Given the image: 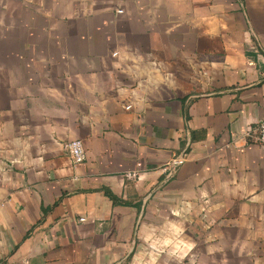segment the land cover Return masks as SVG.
Wrapping results in <instances>:
<instances>
[{"label":"crops","instance_id":"obj_1","mask_svg":"<svg viewBox=\"0 0 264 264\" xmlns=\"http://www.w3.org/2000/svg\"><path fill=\"white\" fill-rule=\"evenodd\" d=\"M263 60L264 0H0V264H264Z\"/></svg>","mask_w":264,"mask_h":264},{"label":"built area","instance_id":"obj_2","mask_svg":"<svg viewBox=\"0 0 264 264\" xmlns=\"http://www.w3.org/2000/svg\"><path fill=\"white\" fill-rule=\"evenodd\" d=\"M245 135L247 138L251 139L254 143L264 149V118L261 119L254 128H248ZM65 148L74 164H81L85 161L86 155L81 141H70L66 144ZM184 160L185 159L183 157H176L172 159L165 167H163L162 172L168 177L172 176L175 169L180 166Z\"/></svg>","mask_w":264,"mask_h":264},{"label":"trees","instance_id":"obj_3","mask_svg":"<svg viewBox=\"0 0 264 264\" xmlns=\"http://www.w3.org/2000/svg\"><path fill=\"white\" fill-rule=\"evenodd\" d=\"M104 194L106 197H108L113 202V204H121V205L126 204V203H123L121 200L117 199L114 195H112L108 191H104Z\"/></svg>","mask_w":264,"mask_h":264}]
</instances>
